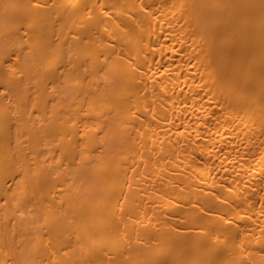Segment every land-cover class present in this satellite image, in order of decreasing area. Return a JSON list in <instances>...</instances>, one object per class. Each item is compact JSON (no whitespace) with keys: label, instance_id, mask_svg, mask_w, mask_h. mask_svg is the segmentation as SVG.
I'll list each match as a JSON object with an SVG mask.
<instances>
[{"label":"bare ground","instance_id":"obj_1","mask_svg":"<svg viewBox=\"0 0 264 264\" xmlns=\"http://www.w3.org/2000/svg\"><path fill=\"white\" fill-rule=\"evenodd\" d=\"M0 264H264V0H0Z\"/></svg>","mask_w":264,"mask_h":264}]
</instances>
